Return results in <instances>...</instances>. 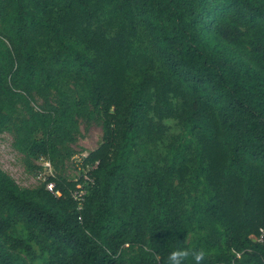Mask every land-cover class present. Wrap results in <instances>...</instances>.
Returning a JSON list of instances; mask_svg holds the SVG:
<instances>
[{
    "label": "trees",
    "instance_id": "1",
    "mask_svg": "<svg viewBox=\"0 0 264 264\" xmlns=\"http://www.w3.org/2000/svg\"><path fill=\"white\" fill-rule=\"evenodd\" d=\"M4 133L0 264H264V0H0Z\"/></svg>",
    "mask_w": 264,
    "mask_h": 264
},
{
    "label": "rangeland",
    "instance_id": "2",
    "mask_svg": "<svg viewBox=\"0 0 264 264\" xmlns=\"http://www.w3.org/2000/svg\"><path fill=\"white\" fill-rule=\"evenodd\" d=\"M82 133L74 145L76 156L67 162L64 175L67 178H77L81 172L76 168L79 158L87 155L95 149L101 142V128L92 125L88 131L81 127ZM0 169L8 174L21 188L34 189L41 185L35 175L28 169L24 157L19 154L13 146V139L8 133L0 136Z\"/></svg>",
    "mask_w": 264,
    "mask_h": 264
},
{
    "label": "clouds",
    "instance_id": "3",
    "mask_svg": "<svg viewBox=\"0 0 264 264\" xmlns=\"http://www.w3.org/2000/svg\"><path fill=\"white\" fill-rule=\"evenodd\" d=\"M191 255L194 260V264H202L206 259V253L204 250H193L189 252L186 249H177L172 251L168 256V264H183L184 259Z\"/></svg>",
    "mask_w": 264,
    "mask_h": 264
},
{
    "label": "built area",
    "instance_id": "4",
    "mask_svg": "<svg viewBox=\"0 0 264 264\" xmlns=\"http://www.w3.org/2000/svg\"><path fill=\"white\" fill-rule=\"evenodd\" d=\"M35 164H37L42 169V172L37 176V179L39 180V182H44L45 175H50L52 173V166L49 161L42 158L38 159ZM84 180H88L87 176H84ZM46 189L57 196L59 195L58 191L54 192V185L52 183H47ZM79 195L81 196L82 192H80ZM255 240L261 243L264 242V229L260 230V236Z\"/></svg>",
    "mask_w": 264,
    "mask_h": 264
}]
</instances>
